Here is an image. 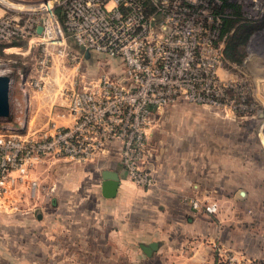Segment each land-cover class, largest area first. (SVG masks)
<instances>
[{"label":"built area","instance_id":"1","mask_svg":"<svg viewBox=\"0 0 264 264\" xmlns=\"http://www.w3.org/2000/svg\"><path fill=\"white\" fill-rule=\"evenodd\" d=\"M56 1L72 41L117 57L122 69L119 75L104 72L86 84L64 89L65 109L56 115L67 117L66 123L51 119L45 129L0 132V208L11 211L23 209L26 197L35 194L38 163L60 158L85 161L110 142L117 144L127 177L137 185H148L151 175L140 160L147 150L153 110L180 97L217 105L231 101L225 90L232 85L219 73L222 41L217 40L215 15L219 0ZM53 3L48 6L51 15ZM35 9L42 10L35 24L23 16L1 14L0 41L35 34L40 42H63L58 28L60 40L48 39L52 27L45 6L38 4ZM45 61L46 53L38 61L35 86ZM191 205L206 212L216 208L213 202L199 205L196 198ZM214 250L212 264H264L227 247Z\"/></svg>","mask_w":264,"mask_h":264},{"label":"rangeland","instance_id":"2","mask_svg":"<svg viewBox=\"0 0 264 264\" xmlns=\"http://www.w3.org/2000/svg\"><path fill=\"white\" fill-rule=\"evenodd\" d=\"M42 1L0 0V15L23 16L32 24L39 23L42 10L35 8ZM53 1V21L47 18L52 27L48 39L60 40L59 29L63 42H40L41 37L35 34L0 41V73L10 77V110L5 119L0 118V132L24 133L42 126L36 117L29 123L28 119L36 115L41 122L46 116L44 109L50 103L60 102L64 89L86 84L108 69H122L120 60L113 63L104 54L76 45L63 28L61 5ZM218 3L223 5L222 12H215L217 40L222 41L219 73L222 77L226 75L232 85L225 90L231 101L217 105L180 97L154 109L146 147H153L163 156L171 154L185 168L195 165L193 175L189 173L187 178L198 184L197 189L183 194L187 201L194 195L199 205L215 204V210L208 214L218 232L209 243L213 259L214 249L222 246L237 255L264 261V0ZM55 8L59 9V15ZM225 16L234 20L226 30L222 24ZM243 23L248 27L246 37L235 46L234 54L239 60L225 55L226 59L225 42L236 30L234 27ZM44 53L45 68L35 86L32 81L39 75L38 61ZM60 159L40 163L39 170L44 171L39 179L40 188L50 184V172L56 166L68 163L81 166L88 160ZM238 188L245 189L244 197L236 196ZM32 197L26 199L31 201Z\"/></svg>","mask_w":264,"mask_h":264},{"label":"crops","instance_id":"3","mask_svg":"<svg viewBox=\"0 0 264 264\" xmlns=\"http://www.w3.org/2000/svg\"><path fill=\"white\" fill-rule=\"evenodd\" d=\"M51 1L39 5L49 12ZM64 104V96L50 103L41 122L31 116L28 123L36 117L42 126L29 132L47 128L51 119L66 123L67 117L56 115ZM118 157L117 144L110 142L81 166H56L50 184L41 188L44 171L38 163L39 185L31 201L24 200L20 211L0 208V264H212L209 243L218 232L208 216L211 212L193 208L183 194L197 189L187 178L195 165L185 168L171 154L147 148L140 164L150 172L151 182L140 186L127 177ZM103 169L117 173L111 196L100 191Z\"/></svg>","mask_w":264,"mask_h":264},{"label":"water","instance_id":"4","mask_svg":"<svg viewBox=\"0 0 264 264\" xmlns=\"http://www.w3.org/2000/svg\"><path fill=\"white\" fill-rule=\"evenodd\" d=\"M42 26L36 25V32L41 31ZM9 82L10 77L6 73H0V118L5 119L9 114ZM118 184L117 173L113 170L103 169L101 171V184L100 191L105 196H111L115 193ZM236 196L241 198L245 196V190L238 188L236 190ZM152 244H149V247Z\"/></svg>","mask_w":264,"mask_h":264},{"label":"trees","instance_id":"5","mask_svg":"<svg viewBox=\"0 0 264 264\" xmlns=\"http://www.w3.org/2000/svg\"><path fill=\"white\" fill-rule=\"evenodd\" d=\"M222 8H223V5H219L215 8V11H218V12H222ZM235 10V13L238 14L237 12V9H234ZM55 13L57 15H59V9L58 8H55ZM234 21L233 18H226L225 17H222V24H223V28L226 30L228 28V26L230 25V22ZM243 20H247V19H243ZM236 30L231 33L228 38H227V41L225 42V45L223 47V52H224V57L226 58L229 57L230 59H232L233 61L235 60H239V58L235 57L234 54H235V46L239 43H243L244 40H245V37H246V34L245 32L247 31V24L246 23H243L242 25L240 26H236L234 27ZM233 28V29H234ZM247 33V32H246ZM15 39H13V42H16L14 41ZM12 42V41H11ZM226 55V56H225ZM227 59V58H226Z\"/></svg>","mask_w":264,"mask_h":264}]
</instances>
